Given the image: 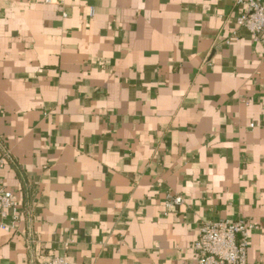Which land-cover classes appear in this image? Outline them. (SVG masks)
I'll return each instance as SVG.
<instances>
[{
  "label": "crops",
  "instance_id": "crops-1",
  "mask_svg": "<svg viewBox=\"0 0 264 264\" xmlns=\"http://www.w3.org/2000/svg\"><path fill=\"white\" fill-rule=\"evenodd\" d=\"M242 9L0 0V179L19 208L0 264H199V223L238 218L264 264V32Z\"/></svg>",
  "mask_w": 264,
  "mask_h": 264
},
{
  "label": "built area",
  "instance_id": "built-area-1",
  "mask_svg": "<svg viewBox=\"0 0 264 264\" xmlns=\"http://www.w3.org/2000/svg\"><path fill=\"white\" fill-rule=\"evenodd\" d=\"M51 3L52 0H45ZM243 9L237 15L235 21L239 27L245 28L254 39H259L264 32V2L263 0H237ZM2 160L0 161L1 165ZM183 202L179 195L168 196L165 202L167 208ZM10 218L11 222H6ZM19 218V208L15 193L8 189L4 181L0 179V227L7 230H15V222ZM256 225L245 219H220L203 220L199 223L196 237L191 248L194 259L199 264H246L247 247L251 230ZM37 239L28 234L26 244L32 261L43 250L33 245ZM36 245V244H35ZM67 247V246H66ZM40 253V254H39ZM41 264H69L65 255L49 254L44 256Z\"/></svg>",
  "mask_w": 264,
  "mask_h": 264
}]
</instances>
